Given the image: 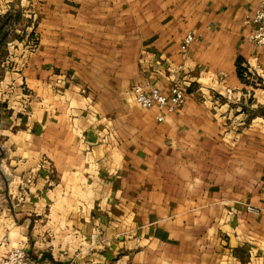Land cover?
<instances>
[{
    "label": "crops",
    "instance_id": "obj_1",
    "mask_svg": "<svg viewBox=\"0 0 264 264\" xmlns=\"http://www.w3.org/2000/svg\"><path fill=\"white\" fill-rule=\"evenodd\" d=\"M256 5L0 0V18L26 21L0 56V257L264 264V50L245 22ZM174 83L185 102L162 122L136 104L133 87Z\"/></svg>",
    "mask_w": 264,
    "mask_h": 264
},
{
    "label": "built area",
    "instance_id": "obj_2",
    "mask_svg": "<svg viewBox=\"0 0 264 264\" xmlns=\"http://www.w3.org/2000/svg\"><path fill=\"white\" fill-rule=\"evenodd\" d=\"M247 24L254 27L252 41L264 50V0H257V5L250 16L245 19ZM194 41V35L187 33L179 46L180 52L185 54L189 46ZM34 41L30 42L32 46ZM30 50V46L27 45ZM181 69L182 66H178ZM134 99L136 104L145 110L156 109V120L162 122L166 114L172 113L180 108L185 102L184 89L180 84L171 85L169 92L164 93L156 86L144 87L137 85L133 87ZM233 89H226V97H230ZM261 190L264 191V181L261 184ZM245 210L248 213L259 215L262 209L248 203H244ZM6 238L0 241V246L4 244ZM0 264H46L30 258L22 247H16L10 250L6 255L0 257ZM67 264H78L71 261Z\"/></svg>",
    "mask_w": 264,
    "mask_h": 264
},
{
    "label": "rangeland",
    "instance_id": "obj_3",
    "mask_svg": "<svg viewBox=\"0 0 264 264\" xmlns=\"http://www.w3.org/2000/svg\"><path fill=\"white\" fill-rule=\"evenodd\" d=\"M11 20H12V22L16 23V24L14 23V25H16L17 28H14L13 27L14 25H11V27H9V24H7V22H9ZM6 24H7V26H5ZM25 24H26V21L24 19V16L21 14L20 15L16 14L15 16H10V17H6V18L4 15L3 18H0V33H5V38H7L8 40L17 39L18 42L22 41L25 39V31H24ZM14 29H18L19 31L15 32ZM3 51H4V49L2 48V46H0V56H3ZM1 58L2 57H0V59ZM1 61L2 62L0 64L2 65V67L4 69H6V70L10 69L11 60L8 56H6L5 58L3 57L1 59ZM3 68H2V70H3Z\"/></svg>",
    "mask_w": 264,
    "mask_h": 264
},
{
    "label": "trees",
    "instance_id": "obj_4",
    "mask_svg": "<svg viewBox=\"0 0 264 264\" xmlns=\"http://www.w3.org/2000/svg\"><path fill=\"white\" fill-rule=\"evenodd\" d=\"M5 41V33H0V46H3Z\"/></svg>",
    "mask_w": 264,
    "mask_h": 264
}]
</instances>
